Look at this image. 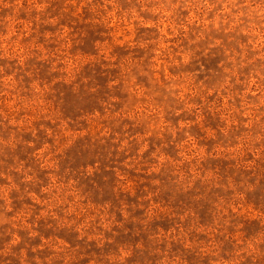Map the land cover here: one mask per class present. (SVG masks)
<instances>
[{
	"label": "rangeland",
	"instance_id": "1",
	"mask_svg": "<svg viewBox=\"0 0 264 264\" xmlns=\"http://www.w3.org/2000/svg\"><path fill=\"white\" fill-rule=\"evenodd\" d=\"M0 264H264V0H0Z\"/></svg>",
	"mask_w": 264,
	"mask_h": 264
}]
</instances>
